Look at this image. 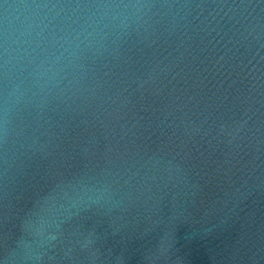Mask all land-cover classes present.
<instances>
[{
	"label": "water",
	"instance_id": "95a60500",
	"mask_svg": "<svg viewBox=\"0 0 264 264\" xmlns=\"http://www.w3.org/2000/svg\"><path fill=\"white\" fill-rule=\"evenodd\" d=\"M0 264H264V0H0Z\"/></svg>",
	"mask_w": 264,
	"mask_h": 264
}]
</instances>
